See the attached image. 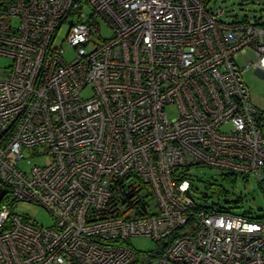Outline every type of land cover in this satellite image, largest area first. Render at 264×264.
<instances>
[{"label":"built area","instance_id":"obj_1","mask_svg":"<svg viewBox=\"0 0 264 264\" xmlns=\"http://www.w3.org/2000/svg\"><path fill=\"white\" fill-rule=\"evenodd\" d=\"M224 14L212 0H0V264H131L137 236L171 241L155 264H264V217L198 210L189 175L264 182V114L243 80L264 78V21ZM27 152L47 162L27 172ZM24 202L53 226L14 214Z\"/></svg>","mask_w":264,"mask_h":264},{"label":"rangeland","instance_id":"obj_2","mask_svg":"<svg viewBox=\"0 0 264 264\" xmlns=\"http://www.w3.org/2000/svg\"><path fill=\"white\" fill-rule=\"evenodd\" d=\"M212 8H222L226 14L222 17L225 22H232L236 19L253 20L260 18L264 21V0H212ZM87 13L89 8L84 9ZM68 27L64 26L61 30L56 44L61 45L67 34ZM101 35L104 38H111L112 31L104 24L101 25ZM71 52L67 54V58H71ZM254 60L251 52L246 53L239 58L238 64L245 67ZM9 58L0 57V69L8 68L11 65ZM243 80L249 89L252 104L264 114V78H262L251 66L243 72ZM88 92H84L83 96H88ZM176 113L175 107L168 109V114L173 117ZM25 161L22 162V169L29 171L34 165H42L47 159L36 158L31 152L25 153ZM228 172L216 168L209 167H193L190 170V179L194 187V197L198 204L205 205L207 208L222 209L234 215L244 216L250 214L254 218L264 217V184H260L254 176H238L233 183L228 176ZM206 183H212L222 186L228 191V195L223 196L206 188ZM241 200L240 202H237ZM12 212L26 218L29 222L50 228L53 226V218L44 208L29 204L17 203L12 207ZM127 243L137 254V264H141L144 260L146 264V255L157 250V243L149 236H137L130 238ZM141 260H140V259ZM140 260V261H139ZM156 258H151L148 264H155ZM143 263V264H144Z\"/></svg>","mask_w":264,"mask_h":264},{"label":"trees","instance_id":"obj_3","mask_svg":"<svg viewBox=\"0 0 264 264\" xmlns=\"http://www.w3.org/2000/svg\"><path fill=\"white\" fill-rule=\"evenodd\" d=\"M238 176L237 175H233V174H228V176L227 177H225V179H227V178H229V180L231 181V182H235L236 181V178H237ZM260 184H264V182H259ZM206 188L207 189H211L213 192H215V193H219V194H221V195H223V196H226V195H228V191L224 188V187H222V186H217V185H214V184H212V183H206ZM241 200H239L238 199V201L237 202H240ZM198 210H201V209H205L206 208V206L205 205H202V204H198ZM245 217H248V218H250V219H254V220H257V219H259V218H254V217H252L250 214H245L244 215ZM157 243V250H154L153 252H151V253H148L146 256V260H145V262H146V264H148V261L151 259V258H158V257H160V256H162L164 253H165V251H166V249L169 247V245H170V243H171V241L169 240V241H157L156 242ZM137 259V254H136V257H135V260ZM140 259V258H139ZM133 261V263H131V264H137V261ZM141 260V259H140ZM139 260V261H140ZM141 264H143L144 263V260H141V262H140ZM145 264V263H144Z\"/></svg>","mask_w":264,"mask_h":264},{"label":"water","instance_id":"obj_4","mask_svg":"<svg viewBox=\"0 0 264 264\" xmlns=\"http://www.w3.org/2000/svg\"><path fill=\"white\" fill-rule=\"evenodd\" d=\"M4 196H5V191L2 188H0V202L2 201Z\"/></svg>","mask_w":264,"mask_h":264}]
</instances>
